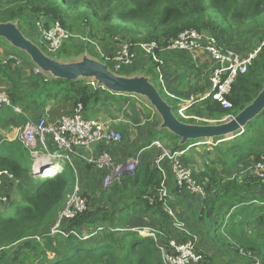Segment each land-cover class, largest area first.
Returning a JSON list of instances; mask_svg holds the SVG:
<instances>
[{"label":"trees","instance_id":"trees-1","mask_svg":"<svg viewBox=\"0 0 264 264\" xmlns=\"http://www.w3.org/2000/svg\"><path fill=\"white\" fill-rule=\"evenodd\" d=\"M4 3L8 6L6 9L2 6ZM19 3L22 4L17 6ZM28 11L34 12L40 17L39 20L44 22H60L63 26L69 24L72 28L74 25L81 27L82 31L86 29L84 22L89 18L90 24L117 22L114 26H107V30L121 37H123L121 33L130 34V39L123 38L134 44L140 41H157L164 46L184 30L194 28L216 38L222 48L235 50L236 46L245 43L249 48V39L243 40V43L235 40L244 39L246 34L251 33L242 27L247 24L252 26L253 22L262 17L264 0H0V22L18 21L25 16L29 18ZM73 19L79 23L71 22ZM143 29L146 30L143 37L138 38ZM256 48L251 47L250 51L254 52ZM162 53L159 52L160 57ZM158 65L156 63V67ZM0 68L3 69L1 61ZM35 79L42 85V96L52 85H62L61 91L74 86L71 88L77 89L76 93L80 95L75 105L79 102L85 105L92 97L99 95L98 92L101 90L97 89H102L89 85L84 80L63 78L50 80L42 74L35 75ZM76 84L80 86L77 87ZM263 86L264 37L249 71L238 77L232 87L228 96L232 107L226 109L208 97L200 102L193 112L194 106L188 113L201 112L202 115L220 120L226 116H236L254 101ZM66 97L68 100L69 96ZM16 100L17 98L12 97L15 106ZM5 110L10 114L17 113L11 106ZM22 119L24 122L27 121L25 117H21ZM253 121L255 124L251 125ZM246 125H249L248 128L245 127V131L238 134L232 142L223 144L222 149L221 146L217 148L216 157L210 158V152L199 154L201 159L210 160V167L207 166L205 169V180H208V183L204 184L205 195L200 200L202 209L197 215L194 214L190 221L180 216L177 201L179 192L190 194L191 191L185 186L177 185V193L171 191L174 200L165 203L158 196L163 181L161 170L155 164L142 161L134 176H126L122 181L114 183L111 189L101 190L102 198H107L105 204H102L99 198L95 203L96 197H93L87 211L73 219L63 220L62 231L69 233L67 236L62 233H51V227L63 206L57 214L55 209L62 202L68 188L69 176L66 170L54 177L43 178L36 184L31 172L33 160L27 154L26 148L19 140L2 139L0 136V171L8 170L15 177L14 180L2 181L0 193L7 194L4 191L9 186H15L18 191V195H7L8 203L12 207L11 212L0 207V249L22 242L14 252V261H17L19 251L26 248L41 249L44 256L53 254L50 264H164L154 239L141 234L139 231L141 227H130L129 222L135 219V213H138L140 218H149L152 213L157 226L151 228L163 236L165 244L170 240L181 243L192 239L196 241L198 250H201L198 237L203 233L200 232L203 229V215L210 217L215 214L218 220L212 224V229L229 235L233 234V228L239 223L261 225L264 223V185L255 168L258 163L264 161V110ZM170 140L171 152L185 151V148L194 142L186 146L175 143L176 139ZM217 145L219 143L214 146ZM249 158L256 164L254 173H245L247 176L244 182L240 181L238 176H228L230 174L221 177L212 167L220 160L226 164L225 172L230 168H236L240 173L241 170L238 169L243 170L244 166L249 164L246 161ZM26 177L32 178L31 181H25ZM193 177L196 178L195 175ZM167 206L172 208L173 215L168 213ZM178 224L182 229L177 226ZM189 224L194 229H191ZM86 234H90V237L83 239ZM233 237H236L235 234ZM38 238H42L49 249H45L40 241H37ZM58 240L62 241L60 246L57 245ZM239 244L233 247L241 255V248L244 249L245 255L253 254L255 249L247 250L245 245ZM38 245L41 248H38ZM49 250L52 251L50 255ZM202 253L205 262L206 255ZM253 260L255 259L250 255L247 264H252ZM260 260L264 263V259Z\"/></svg>","mask_w":264,"mask_h":264},{"label":"crops","instance_id":"crops-1","mask_svg":"<svg viewBox=\"0 0 264 264\" xmlns=\"http://www.w3.org/2000/svg\"><path fill=\"white\" fill-rule=\"evenodd\" d=\"M45 24H48V22H45ZM39 34L37 33L38 36H36V40L34 41H39L47 45L43 38V35L41 36V33ZM0 41L3 42L4 40L0 39ZM99 43L100 46L98 48L99 50L100 48L102 49V51H100L102 57L116 56L118 46L114 48V45L108 44V42L106 41H100ZM3 44V47H5L4 50L7 52L6 58L8 56H11L12 54H22L21 52L15 50V48L13 50V46L7 41H4ZM246 46V43L240 46H236L235 50L244 55L253 52L250 51L251 49ZM90 52L92 53L93 58L99 61H103L102 58L98 56V53L92 51ZM65 54H68V52L65 51ZM22 55L20 56L22 57L23 61L30 65L31 72L34 74V69L37 66L30 59H27L24 55ZM134 55L135 59L133 65L130 66V69L127 72L121 71L120 74H124L122 76L132 78L133 75H131L130 73L137 72L139 73L138 76H145L146 78L149 77L150 82H152L150 74L153 71L154 74H157V79L161 84V88L163 89V91H161L160 89H158V91L160 92L164 100L170 106H172L173 109H178L181 101L180 99H187L191 96L201 98L210 91V78L216 60H214L209 55V53L204 50H198L194 52L175 49L164 50L161 56L164 61V64L161 65V73L163 75L162 78H159V73H157L156 69V63L153 60L145 58V55L141 50H134ZM26 63L25 65L27 66ZM51 79L55 78L51 77L50 80ZM11 80L12 77L7 72H5L4 74L2 69H0V90L6 92L11 98H17L18 101L16 100V104L22 107L24 115L17 113L7 114V111L5 109V111L0 110V120L3 119V117H8V119H6L5 121L6 130H4L2 134L0 133V136L3 137L2 139L13 138L16 135L17 132L11 129V125L14 124V121L16 119L20 121L21 117L29 118L32 120H39L40 118L45 117L48 122H51L57 121L63 114H70L80 96L76 93L77 89L71 88L74 86H71L69 90L65 89L61 91L62 85L60 84L50 86L47 89L46 93L42 96V85L39 84L35 78L31 79L33 82L31 83V87L23 84L22 91L19 90L17 82H13ZM84 82L88 83V79L84 80ZM79 86L80 85H77V87ZM25 88H27V90H25ZM93 89L95 90V88ZM97 90H101L98 92L99 95H97L96 97H92L84 105L85 116L100 120H112V127L115 130L122 132L123 140L117 143L101 142L95 144L91 149L90 154H93V152L95 154H99L102 151H109L113 154L116 161L122 163L126 162L131 157H134L138 152H141V162L146 161L148 163L155 164V166L160 169L163 174L162 185H165L170 191H174L175 193H177V175L176 170L173 167V162L170 161L168 156L161 158L166 155V153L171 149H169L168 151L163 150L162 152L163 148L157 145H153L152 142L158 139V137H161V139H159L160 142H162L161 140L163 139L169 147L172 146L170 139H176L175 143L177 142L178 145H183L181 144L182 137L165 128L162 116L157 111L156 107L151 104V102L146 97L128 92H112L108 89ZM60 91L61 93H59ZM66 96H69L68 100ZM199 103L195 104V106L192 108V112L198 107ZM25 110L28 111L30 117H27ZM174 113L176 114L175 111ZM194 115H197L201 120L195 118L184 120H187V123L193 121V123L191 124L201 125L216 124L215 122L220 120L202 115L201 112H195ZM164 130H168L172 133V135L162 133V131ZM235 138H232L230 140H217L220 141L217 147L214 145H207V147L205 148L199 147L201 149H199L200 151L198 153L206 154L210 152L214 154V157H216L217 148L221 146L222 149L223 144H229L230 141L232 142V140H234ZM214 139L215 138H213V140ZM188 151L184 152L179 157V161L184 169L193 171L194 175L196 176V178H193L194 181H196L204 188L206 183H208V180H205V169H207V166H209V162L205 161L203 162V164L193 165L192 162L195 161L197 163V161L199 160L196 159V152L193 153ZM83 152L85 154L89 153V151L87 150H83ZM246 161H248L249 164L246 167L244 166L243 170L238 169L241 170L240 173H238L236 168H230L227 172H225L224 167L226 166V164H223L222 162H220V160L216 165H212V167L216 170L217 175L221 177L225 174H230L228 176H238L239 180L244 182V178L247 176V174L245 173H254L256 164V162L253 161L252 158L246 159ZM75 163L79 167V177L81 178V180L83 179L82 181L89 182L90 186L93 188H103V177L105 174L104 171L97 170L93 164L92 166H88L82 160H76V162L74 161V164ZM67 167L74 168V170L70 168L73 171L77 170H75V167L70 164H68ZM64 170H66V165H63V168L59 169L58 173H62ZM202 179L204 180L202 181ZM4 192L7 193L5 194V196L17 194V189L15 186H9L5 189ZM203 196L200 193L190 192V194H183L182 192H179L177 205L180 211V216L190 221L194 214L197 215L202 209V203L200 202V200ZM128 201L129 199L126 200V203ZM9 207H11L10 204ZM219 207H221V205ZM7 209H9L8 212L12 211V207L3 210ZM224 209L225 211H227L226 207H224ZM218 212H220V208ZM134 218L135 219L129 222L130 227L157 226L152 215L149 218H140L139 214L135 213ZM203 218V229H201L200 231H203V233H200L198 237L201 250L206 255L205 262H203L202 264H247L250 255L251 258L264 259V223L261 224L262 226L259 223L254 224L258 225V228H250L251 225L239 223L238 226L233 228V234L229 235L228 233H221L219 230L212 229V224H215L218 220V217H216L215 214H212L210 217L203 215ZM200 228L201 225H199V229ZM191 229L194 228L192 227ZM195 233L197 234V232ZM234 234L236 236L235 238L233 237ZM181 241H183V239ZM239 243L245 245L247 250L250 248L255 249L253 250V254L256 256H254L252 253L250 254V252V255H245L243 253V248L240 249V252L242 253L241 255L239 251L233 247L237 246ZM38 248H41L40 245H38ZM30 250H32L34 253H37L34 254L36 260L34 258L32 261H30V264H50L52 262V258L50 259L51 256H44L43 254H41V249ZM48 255H50V252ZM13 258L11 257V255H8L6 259L0 260V264H8V262Z\"/></svg>","mask_w":264,"mask_h":264},{"label":"built area","instance_id":"built-area-1","mask_svg":"<svg viewBox=\"0 0 264 264\" xmlns=\"http://www.w3.org/2000/svg\"><path fill=\"white\" fill-rule=\"evenodd\" d=\"M38 26L40 33L47 43V50L51 54L58 53L64 42L70 38L69 31L60 22H53L46 26L45 22L42 21L38 22ZM137 49L141 50L144 55L159 64L157 69L160 72V78H162L161 65L164 64V61L160 57L159 52H163L166 49L188 52L204 50L216 60L210 78V91L201 98L191 96L187 99H180L181 101L176 116L179 119L195 118L198 120L201 119L197 115L188 113V111L195 104L202 102L208 97L219 102L226 109L232 107L228 99L232 87L238 77L245 75L249 71L253 60L260 50L259 48V50L244 55L233 49H225L218 44L216 38L213 36H208L193 28L184 30L177 37L170 39L164 46L160 45L157 41H140L135 44L128 41L121 42L116 56H106L105 58L113 64L116 70L120 71L125 66L133 65L135 59L134 50ZM12 55L11 57L14 58ZM37 73L46 76L47 79L51 78L50 75L44 73L41 69H37ZM91 85L96 86L95 83ZM8 106L13 107L15 112L24 114L22 107L18 104L16 106L13 105L12 98L6 92L0 90V110ZM234 117L226 116L220 122L216 121L215 123H223ZM112 124L113 121L110 119L100 120L86 117L84 114V105L81 102L74 105L70 114H63L57 121L48 122L45 117L39 120L27 118L26 123L19 133L18 140L30 152V156L35 163L32 168V176L35 179L42 177L46 173L44 170L47 169H43V167H49L55 163L59 164V169H62L63 165L66 164L74 166V161L76 162V159L79 158L86 164H93L97 170L104 171V185L120 182L126 176H134L141 163V152H138L134 157L122 163L116 161L108 151H102L99 154H95L92 151L93 154H90L95 144L101 142L117 143L123 140L122 132L115 130ZM199 143L216 145L220 141L207 138L196 144L201 145ZM155 145L161 146L159 142H155ZM50 148L53 151H50ZM43 150L45 151L43 152ZM83 150H87L89 153L85 154ZM184 152L169 151L161 158L168 156L170 161L173 162V167L177 175V183L180 187L185 186L192 193H200L203 196L205 195L203 186L194 181L192 171L184 169L179 161V157ZM255 169L260 174L264 185V161L258 163ZM6 179L14 180L15 177L8 170H1L0 184ZM76 185L51 227L52 234L62 233L66 235V232L64 230L62 231L63 220L73 219L88 209L89 201ZM1 196L8 201L7 196L0 193ZM158 196L165 203L174 200V195L165 185H162ZM166 210L169 214L173 215V211L169 206L166 207ZM177 226L182 229L180 224ZM139 231L141 234L154 239L164 264H199L204 261V255L201 250L197 249L195 240L189 239L181 243H177L176 240H170L168 244H165L163 242V236L153 228L141 227ZM88 235H84L83 238H89L90 236ZM253 259L255 260H253L252 264H264L259 258Z\"/></svg>","mask_w":264,"mask_h":264},{"label":"rangeland","instance_id":"rangeland-1","mask_svg":"<svg viewBox=\"0 0 264 264\" xmlns=\"http://www.w3.org/2000/svg\"><path fill=\"white\" fill-rule=\"evenodd\" d=\"M21 4L22 3H19V4H17V6H19ZM2 6H3L4 9H6L8 7L6 3H4ZM28 13L30 14L29 18H27L28 16H25L23 19L21 18L22 20L20 19L18 21H16V20H11V21L15 22L17 24V26L19 27L20 31L28 39L34 41V40H36V36H38L37 33L39 34L38 22H42L43 20H39L40 17L36 16L34 12L28 11ZM32 17H34V18H32ZM6 22H8V21H6ZM71 22L79 23V21L76 20V19L75 20L74 19L71 20ZM115 23H117V22H111V23L100 22L99 25H97L96 22H93L92 24H90V18H89V19L86 20V22H84V24L86 26V29L83 30V31H82V29H80L81 27L78 28V27L73 25V28H72L69 24L68 25H64L65 28L70 33V38L67 39L64 42L62 48L56 54L49 53L48 50H47V45L46 44H43V43H41L39 41H34V42L46 54H48L50 57H54V59H56V60H57V58L58 59H62V60L63 59H73V58H76V57L84 54L85 52H88L90 54V56H92V53L90 51L98 53V56H100L102 58V60H103L101 62L107 64V66L109 67V69L112 72L116 73L117 75H124V74H120V72L121 71L127 72L130 69V66H125L120 71L116 70L111 62L107 61V59L105 57L101 56L100 51H102V49L100 48V50H99V48H98L100 46V43H99L100 41H106V42H108V44L114 45V48H116L117 46L119 48L120 43L126 41L124 38H129L130 37V34H126V33H121L124 38L121 37L120 35L111 34L107 30V26H110V25L114 26ZM242 29L249 30V32H251V33L246 34L244 36L245 37L244 39H237V40H235V42H242L245 39H249V44H248L249 48L257 47L256 50H259L260 45H261V39L264 37V14L257 21L253 22L252 26L247 24V25H244L242 27ZM90 31H91V33H90ZM145 31L146 30L143 29V33L141 35H139L138 38L143 37ZM41 36H42V34H41ZM0 39L2 40L3 38L0 37ZM3 40H5V39H3ZM3 42L0 41V61L2 62V65H3L2 71L4 72V74H5V72H7L12 77L11 81L17 82V86H18L19 90H21V91L23 90L22 89V85L23 84H25L26 86H30L31 87V83H33L31 79L35 78V75H39V73H37V69H39V68L36 67L34 69V74H33L31 72L30 65L28 63L24 62L22 57L20 56V55L23 54L27 59L31 60L30 55L26 51L18 48L17 46H14V45L13 46H14L15 50H17L18 52H21L22 54H20L18 52H14V53H18V54L12 55V56H14V58L11 57V56H8L6 58L7 52L4 50L5 47H3L4 46ZM14 48H13V50H14ZM65 51H67L68 54H65ZM144 57L152 60L150 57H148L146 55ZM25 63L27 64V66L25 65ZM156 69H157V67H156ZM157 73H159V75H160V72L158 71V69H157ZM130 74L133 75V76H138L139 75V73H137V72H131ZM150 77H151L152 83L157 87V89H160L161 91H163V89L161 88V84L159 83V81L157 79V74H154V72L152 71L151 74H150ZM159 78H160V76H159ZM4 79H6V78H4ZM25 90H27V88H25ZM168 101H169V99H168ZM174 111L177 114V109L176 108H174ZM25 112L27 114V117H30L28 111L25 110ZM12 114H14V113H12ZM6 119H8V117H3V119L0 120V133L1 134L4 132V130H6V122H5ZM180 119H182V118H180ZM182 120L184 122H187V120H184V119H182ZM188 123H193V121H190ZM24 124H25V122H24L23 119L20 120V121H18V119H16L14 121V124L11 125V129L15 130L17 133H16V135L13 138H9V139L18 140L19 133L21 132L22 127L24 126ZM252 124H255V121L251 122V125ZM248 126L249 125H246L247 128H248ZM162 133L172 135V133L169 132L168 130H164V131H162ZM159 139H161V137H158V139L154 140L152 142L153 145H155V142H159L161 144L160 147L163 148L162 152H163V150L168 151L169 149H171L163 139L161 140L163 143L160 142ZM193 141H200V139L190 140V141L185 143L186 146H187V144H189L190 142H193ZM185 144H183V145H185ZM199 144H201V143H199ZM199 147H204L205 148V147H207V145H204V146L199 145ZM199 147H197V146H194V147L187 146L185 148V152H187L188 150H189L188 152H193V153L196 152L195 153L196 159H198L199 161H197V163L194 161V162H192V164L193 165H199V164H203V162H205V161L210 163L209 159H207V158H202L201 159L200 158L199 154H204V153H198L200 151L199 149H201ZM49 150L53 151V149H49ZM26 151H27V154L30 156L31 155L30 152L27 149H26ZM44 151L45 150H43V152ZM110 155L114 158L112 153H110ZM210 157H214V154L211 153ZM30 158H31V156H30ZM76 160H80L81 161L80 158L76 159ZM34 164H35L34 161H32V168H33ZM75 164H74V166H75ZM70 168H72V167H67L66 166V172H67V174L69 176L68 177V186H67L68 188H67L66 192L64 193L62 202L57 207L58 209L57 208L55 209L56 214L59 211V209L62 206L65 205L68 197L70 196L68 194H71V191L74 189L76 184H78L76 186H78L81 189V192L83 194L85 193L84 196H86L88 201H89L88 208L90 207V202L93 200V197H96L95 203H97L98 198H99L102 201V204H105V202L107 201V198H105V199L102 198L101 190L109 189V188L111 189L113 187V184L104 185V183H103V188L102 187L93 188V187L90 186L89 182L82 181L83 179L81 180V178L79 177L80 170H79V167H78L77 164L75 166V170L77 169L76 171H73L74 168H72L73 170H71ZM192 173H193V171H192ZM193 175H194V173H193ZM51 176H53V175H51ZM32 178H33V176H32ZM31 179L30 178L28 179L26 177L24 180L25 181H31ZM42 180H43L42 178L38 177L37 179L34 180V182L37 184V183H40ZM17 193H18V191H17ZM89 197H90V199H89ZM0 207L2 209L11 208V207H9V203H8L7 199L3 198L2 196L0 197ZM9 215H11V213H9ZM150 215H152V213H150ZM250 228H258V225H254L253 224V225H251ZM67 235H69V233H66L65 236H67ZM88 236H90V234ZM29 239H32V238H29ZM83 239H87V238H83ZM37 241H40V243L42 244V246L45 247V249H49V247H47V244L43 243L44 241L42 240V238H38ZM119 241H120V239H119ZM61 243H62L61 240L57 241V245L60 246ZM21 244H22V242H19V243L11 244V245H8V246H5V247L1 248L0 249V260L6 259V257L8 255H11V257L13 258L14 257L13 253L19 248V246ZM122 244L124 245V243H122ZM19 252L20 253L18 254L17 259H16L17 261H14L12 259V260H10L8 262V264H30V261H32L35 258L34 254H37V253H34V252L32 253L31 250H26V249L20 250ZM49 252L51 254L52 251L49 250ZM53 257H54V255L52 254L50 259L53 258ZM35 260H36V258H35ZM51 261H52V259H51Z\"/></svg>","mask_w":264,"mask_h":264},{"label":"water","instance_id":"water-1","mask_svg":"<svg viewBox=\"0 0 264 264\" xmlns=\"http://www.w3.org/2000/svg\"><path fill=\"white\" fill-rule=\"evenodd\" d=\"M0 37L12 46L26 51L31 61L44 73L53 78L67 80H86L112 92H128L146 97L153 104L164 120L165 128L182 137L181 144L202 138L225 137L230 140L235 133L253 120L264 110V86L254 101L240 111L234 118L219 124H191L180 120L156 86L145 76L132 78L117 75L107 64L93 58L88 52L73 59H54L46 54L37 44L28 39L12 21L0 22ZM2 39V40H3ZM13 46V48H14ZM48 166H44L43 169Z\"/></svg>","mask_w":264,"mask_h":264},{"label":"clouds","instance_id":"clouds-1","mask_svg":"<svg viewBox=\"0 0 264 264\" xmlns=\"http://www.w3.org/2000/svg\"><path fill=\"white\" fill-rule=\"evenodd\" d=\"M46 26H48V25H50V23H48V24H45ZM65 28V27H64ZM39 29V28H38ZM66 29V28H65ZM39 33H40V31H39ZM91 85V84H90ZM93 86V85H92ZM96 87V86H95ZM96 88H102V87H96ZM102 89H105V88H102ZM195 106V105H194ZM245 131V129H244V127L241 129V130H239V131H237L236 133H235V135H234V137L233 138H235L238 134H240V133H242V132H244ZM207 138H203V140H200V141H194L193 143H191V144H189L188 146H191V147H194V146H197V147H199V145H197L196 143L197 142H201V141H204V140H206ZM217 140H225V137H217V138H215L214 139V141H217ZM202 146L203 145H206V144H201ZM68 164H66V166H67ZM56 174L58 173V170L55 172ZM54 174V173H53ZM55 174V175H56ZM55 175H53V176H51V177H54ZM50 177V178H51ZM40 178H45V177H40ZM33 179L35 180V178L33 177Z\"/></svg>","mask_w":264,"mask_h":264},{"label":"bare ground","instance_id":"bare-ground-1","mask_svg":"<svg viewBox=\"0 0 264 264\" xmlns=\"http://www.w3.org/2000/svg\"><path fill=\"white\" fill-rule=\"evenodd\" d=\"M59 164L58 163H55V164H51L49 167H47L46 170V173L45 175H43V177H51V175H55L56 173L53 174V172H55L56 170H59ZM54 166V167H53ZM51 167V169H49Z\"/></svg>","mask_w":264,"mask_h":264}]
</instances>
